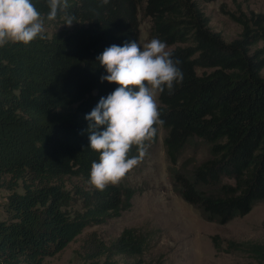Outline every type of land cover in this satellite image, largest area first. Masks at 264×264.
Here are the masks:
<instances>
[{
	"label": "trees",
	"instance_id": "trees-1",
	"mask_svg": "<svg viewBox=\"0 0 264 264\" xmlns=\"http://www.w3.org/2000/svg\"><path fill=\"white\" fill-rule=\"evenodd\" d=\"M213 0H69L77 19L46 39L0 47V185H7L8 219H0V264H42L85 227L132 207L137 189L117 184L104 191L74 189L64 176L89 180L99 159L89 148L84 119L118 85L97 57L109 46L140 42L141 15L151 36L178 58L184 79L159 95L164 144L173 188L201 215L221 224L244 216L264 201V11L230 12L242 26L225 40L210 26L202 2ZM45 16L46 0H32ZM57 21L64 22L58 14ZM198 68H201L199 70ZM159 138V128L156 142ZM209 146L210 155L191 165L179 161L188 145ZM137 155L135 147L129 156ZM9 174L6 181L5 175ZM23 191L16 189L18 181ZM83 208L68 209L73 199ZM218 250L248 251L264 264V242L228 239ZM151 233L125 227L111 242L93 230L81 244L85 264L146 263Z\"/></svg>",
	"mask_w": 264,
	"mask_h": 264
},
{
	"label": "rangeland",
	"instance_id": "rangeland-1",
	"mask_svg": "<svg viewBox=\"0 0 264 264\" xmlns=\"http://www.w3.org/2000/svg\"><path fill=\"white\" fill-rule=\"evenodd\" d=\"M202 6L210 16L211 28L219 31L225 40H231L238 35L242 26L229 16L228 11H264V0H213L202 2ZM63 23L45 19V32L52 35L66 26ZM150 30L151 19L141 15L142 45L153 38ZM177 44H167L168 49ZM258 46H264V41H260ZM261 73L264 76V68ZM165 134L166 129L160 126L159 138L151 143L143 161L119 183L137 189L132 207L124 210L119 216L107 217L101 223L88 225L59 252L46 256L42 264H85L81 244L88 233L96 230L104 240L111 242L125 227L132 226L151 233L152 245L142 255L146 263L160 260L162 264H258L254 255L248 251L218 250L213 235H219L218 241L222 242L224 247L228 239L264 242V201L256 203L246 215L224 224L205 219L196 207L173 188L168 169L170 161L164 144ZM209 155L207 144L188 145L179 161L189 159L190 164L194 165ZM5 177L8 181L9 174ZM64 180L70 189H74L76 185L92 187L88 180L81 176L66 175ZM16 189L24 190L21 179ZM10 192L11 189L7 185H0V219L9 217L6 206ZM82 208L80 198L73 199L68 206L72 211ZM116 258L119 260L118 264H123L124 257Z\"/></svg>",
	"mask_w": 264,
	"mask_h": 264
},
{
	"label": "clouds",
	"instance_id": "clouds-1",
	"mask_svg": "<svg viewBox=\"0 0 264 264\" xmlns=\"http://www.w3.org/2000/svg\"><path fill=\"white\" fill-rule=\"evenodd\" d=\"M47 21L61 15L68 27L76 21L70 15L69 0H46ZM110 0H100L107 5ZM37 38L46 39L45 16L32 0H0V47L8 43L28 45ZM107 75L101 82L115 83L118 87L101 97L96 106L85 115L88 121L89 148L99 159L91 164L88 183L104 191L108 185L119 184L138 166L148 153L161 119L158 97L167 89L171 94L181 84L184 74L182 62L173 58L166 42L152 38L142 46L133 40L123 46L111 45L97 57ZM135 147L137 155L129 156Z\"/></svg>",
	"mask_w": 264,
	"mask_h": 264
}]
</instances>
